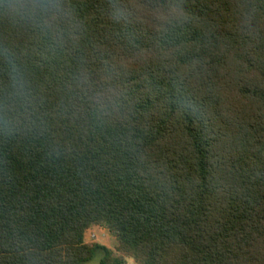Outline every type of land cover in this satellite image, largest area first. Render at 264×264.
Listing matches in <instances>:
<instances>
[{
	"label": "trees",
	"instance_id": "1",
	"mask_svg": "<svg viewBox=\"0 0 264 264\" xmlns=\"http://www.w3.org/2000/svg\"><path fill=\"white\" fill-rule=\"evenodd\" d=\"M98 254L264 264V0H0V264Z\"/></svg>",
	"mask_w": 264,
	"mask_h": 264
},
{
	"label": "rangeland",
	"instance_id": "2",
	"mask_svg": "<svg viewBox=\"0 0 264 264\" xmlns=\"http://www.w3.org/2000/svg\"><path fill=\"white\" fill-rule=\"evenodd\" d=\"M86 242L90 244H101L112 250H116L118 241L107 229L103 227H94L92 230L86 233ZM101 255L98 254L95 259L85 264H100ZM128 264H136L132 258H127Z\"/></svg>",
	"mask_w": 264,
	"mask_h": 264
},
{
	"label": "crops",
	"instance_id": "3",
	"mask_svg": "<svg viewBox=\"0 0 264 264\" xmlns=\"http://www.w3.org/2000/svg\"><path fill=\"white\" fill-rule=\"evenodd\" d=\"M95 227H97V226H95ZM93 228H94V227H93ZM93 228H91L90 230H92ZM90 230H89V231H90Z\"/></svg>",
	"mask_w": 264,
	"mask_h": 264
}]
</instances>
